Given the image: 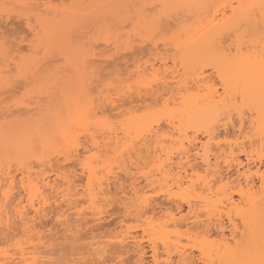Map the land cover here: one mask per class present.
Here are the masks:
<instances>
[{
	"label": "bare ground",
	"instance_id": "6f19581e",
	"mask_svg": "<svg viewBox=\"0 0 264 264\" xmlns=\"http://www.w3.org/2000/svg\"><path fill=\"white\" fill-rule=\"evenodd\" d=\"M22 1L23 0H0V18H2L3 16V17H7L8 19L11 13H14L15 15L17 14L16 17L17 16L19 18L21 17L20 21L21 19H23L22 21H25V23L23 22L22 24H24L26 29L30 31V33L33 34V37H31V41L33 42L32 38L34 40H37V41H34L35 45L31 44L32 42L29 41L30 42L29 45L31 44L30 45L31 48L28 45L27 49L29 48L28 50L29 52L30 51L31 52L29 54V52L27 51L29 55H27V57L25 55L24 56L22 55L23 57L21 58L19 57L21 53V52L18 53L19 50L17 52L13 51V53H15L16 55L13 54L11 51L13 55L10 54L11 55L10 57L7 52V49L5 48V43H4L5 41L0 40V96L3 97L2 95H5L8 91H10L9 90L10 87L13 86L11 83L15 82L16 80H22L23 78H24L22 80L23 82L24 80H26L24 83L26 82L29 83L30 81L29 86L30 88H32L29 91H25V93L22 94V97L24 95L23 98L21 97L22 99L20 98V100L19 101L17 100L16 102L13 101V104L11 105V107L16 108L15 112H10L7 114L6 112L8 111L9 106H7L6 104H4V107L1 109V113H0V173L1 174H0V177L3 176L4 178H1L0 180V188L3 189V186L5 188V186L7 185L5 188L7 190H5L4 193L0 192V195L2 194V198H0L1 199L0 203L2 204L3 202L2 206L0 205V211L2 207H4L3 209H5V205L7 206L9 202L11 204V199H9V195L11 194L12 190H15V188L13 189V187H15L16 185V184L14 185L16 177L14 178V175H10L11 173H9L8 171L9 167L7 166L11 162H14V163H11V165L12 164L17 165L18 162H21L22 160L23 162H21V164H23L24 160L26 161V159L24 158H28L27 154L31 152V150L30 152H28L30 147H34L33 142H36L39 144V146L44 151L43 153L47 152L48 155L57 153L58 157L59 155L61 156V154H63L62 159L63 158L64 159L62 162H64V160H68L67 162H69V160L72 161L71 159H73L74 157H75L74 159L78 158L80 154V153L78 154L79 150H77L78 147H80L81 145V142H79L80 145L78 144V141H80L78 140L80 139L79 138L80 134H81L80 136H87V138H89L88 140H90L89 143L92 142V138H93L94 142H92L90 145L95 146V147H92V148L98 147V144L96 145L95 142L99 143L97 141L98 138L100 140L102 139L101 137H97V136L102 135V138L105 137L106 140L103 139L102 141L104 142L99 143L102 146V148L100 147H98L99 149L97 148L99 150V153L101 154H98V151H96L97 149H94L95 151H92V152L90 150V158L86 157L84 156L87 154L85 152L88 151L89 149L88 147L82 148L81 146V148L84 149V151L82 150L83 153H85L84 155H82L83 158L85 157L89 159V160L86 159L87 161L85 159H84L85 161L83 160V164L85 163V166L81 165L82 166L81 168L83 170V168L85 167V170H86L85 177L87 175V179H88L87 187H91L89 190L93 192V189H94L93 186L96 187L93 196L98 195L97 193L99 194L109 193V192L108 193L106 192L109 191L108 187L112 185L111 183H113L114 182L113 180L116 178L114 177L116 176L114 174H117L116 172L117 171L119 172L120 170L118 169V167L121 168L120 171L123 170L125 176L126 175L130 176L131 172L129 171H131L132 169L130 166L128 167L127 164L131 165L132 168L134 169L135 167H137V165L138 167H141L139 166V164H141L140 162L143 161L144 163L142 162L141 164L143 165V167L147 166L148 168V166L150 165L149 169H146V171L143 172L144 174H147V173L149 175L151 174L149 178L146 175L144 177L145 180H147L145 182H147L146 186H148V188L150 187L152 188L155 185H156L155 188L157 186L159 187L161 186L159 185L160 183L163 184L162 188H165L167 185V184L165 185L166 183L165 181L170 175L171 178L169 177L168 180L173 178V180L171 181L174 184L176 183L175 185H177L178 189L184 184L187 185L190 189L192 187L191 189L192 192L190 190H187V193L188 191H190V193H192L194 196L196 195V199H199V200L201 199L202 203L199 204V206L202 205L201 210L205 208L207 210L208 215H210L209 219H206L205 221L207 223L196 220L197 217L195 213H193L194 211L192 210L194 209L192 208L193 204L189 202L188 199L187 200L181 199L180 201H177L175 199L176 200V201L174 200L175 210L180 211L182 210L184 206H186L189 212L192 210L191 213L189 212L188 213L191 215L194 214L193 218L195 219H193L189 215L192 218V221H190V223L187 222L190 219L189 216H188L189 219H187L186 217H182V218L175 219V221L174 219L172 220H173V224L175 222H178V224L177 223L174 224L175 226L176 224L177 226H179L180 224L184 225L187 222L188 224H190L189 230L187 228L188 232L193 233L192 231L194 230V233L205 236V239L202 238V242H200L201 244L200 243L199 244L201 248H204L203 246H205L206 248L208 249L210 248V249L209 250L204 249L205 253L201 252L200 247H199L200 249H198L201 257L203 256V253H204V257H205L204 259H206L205 264H213L214 263L213 258L216 259V262L218 264H222V262L228 261L229 259H246V257H242V256H237V257L231 256V254L227 250V245H228L229 240L232 239L233 227L235 226V222H236V207H237L236 203L237 202L235 200V197H237L240 203L241 201H244V205L246 209L248 210V213L252 217H254L257 222L259 221L261 214L264 213V189H261V173L262 172L259 169H256V172L255 171L253 172L254 175H256V179L258 183L257 181H254V178H251L249 175H246L245 173L246 169L248 170V168L246 167H248L251 156L253 155L252 151L253 153H256L257 150L262 151V149H264V111H262L258 105H253L251 110L245 107L244 111L247 110L249 114L247 118L244 117V114L241 115L238 111H235L232 108V100L230 98L231 93H229L228 97H225L224 89L220 87V84L218 85V87L217 86L214 87V85H216L214 84V81L216 82L219 81L220 83V77L217 74V69L214 67H209V65H216L220 70H224L225 72H228L231 70V64H232L233 58H235L237 61H241L249 57L255 60L259 57L261 52H264V13H262V10L260 7L262 0H233V1L225 0V3H224V0H86V1L85 0H77V1L71 0L70 2L71 4H74V6L73 5L71 6L70 2L66 0V2L67 1L69 2L68 5L70 7L66 6L67 4L64 5L65 7L62 6L63 5L62 2L64 0H61L60 3L57 2L59 7L57 6V4L55 5L53 3L52 4L50 3L51 4V5L49 4L50 8L49 6H45L49 3L50 0L49 1L46 0V2L48 3L40 1L42 5H38L39 2L37 4L36 0H33V1L24 0L27 3H23ZM52 1L53 0H51L50 2ZM56 1L57 0L53 2L55 3ZM35 2L37 5L35 4ZM29 3H31V5ZM53 5L56 7H54ZM241 5H254L255 7L252 9L246 10L244 8H241L240 7ZM15 8L16 10H14ZM40 8H43V9L41 10ZM17 9H20L21 11H18ZM184 16H186L187 18ZM188 17L191 18L192 21L190 19L191 23L189 22L187 24V20H189ZM183 19H185L186 21L185 20L183 21ZM33 21H34V24L32 23ZM127 22H130V23L127 24ZM124 23H125V27H127V25L130 27V30H129V27H128V31L125 27H123ZM31 24L33 27L31 26ZM89 24H93V26L94 27L96 26V28H94L93 26H90ZM110 24H112L113 26L115 24L116 26L120 25V28L122 25L123 27L122 33L126 32L125 34H123L124 37H122L123 35L122 33H120L121 30L118 29L119 26L116 28L117 30H114L115 28L114 29L113 27L111 28ZM130 24H132V26ZM99 26L101 27V29ZM89 29L94 30L95 34L91 35L93 31H88ZM110 29H113L114 31L113 30L110 31ZM169 29L171 30V32ZM99 30H100V35H99ZM85 31L87 32V35L84 34L86 33ZM101 31L103 33H101ZM104 31H106L107 33ZM130 31L132 32V34L130 33ZM89 32H91L90 35H89ZM165 32H168V34ZM104 33H106V35ZM80 34L81 35L83 34L82 36L85 35L87 37L85 38V41L83 40L81 43L80 41L81 37H80L78 40L80 42H77V43L73 42L74 43L73 44L72 41L74 40L76 41ZM89 37L92 41L89 39ZM95 37H96L95 39L96 42L94 40ZM1 38L2 37H0V39ZM98 38L100 39L99 40L100 42H98ZM86 40H90V42H92L93 45H90L92 43ZM137 40L139 42H136ZM84 42L86 43L88 42L90 44L87 43L88 46L86 47L85 46L86 43ZM228 42H230V45L229 44L226 45ZM96 43L104 44V48H105L104 50H106L107 45L111 44L113 46L110 45V47H112V49L114 48L115 51L114 49L112 50L110 47H107V50L111 49L112 51V52L111 51L108 52L107 56L105 55L106 51L105 52L101 51V52H104L105 56L101 52L100 53L102 55L99 54V52H96L97 49H95L93 52L92 49H94L93 46H95ZM143 43L146 44V46H147V43L149 44L148 46L151 45L149 47L150 49H147V51L149 50L148 51L149 53L145 51V54L147 53L149 55H152L151 57L155 61L158 60L157 59L158 56L156 57L154 55L158 54L159 57L162 58V56L165 55L164 53L167 49H168V52L169 50H171L169 53L173 51L174 55L172 53L170 55L168 52L166 53L169 54V56L167 54L165 55V58L167 60L168 58L172 59V61L170 59L171 61L170 63L171 65H173L172 69H170L171 67L169 68L168 66L169 62L167 64L166 63L167 60H163L164 57L161 59V61H159L160 58L158 57L159 58L158 64H155V63L150 64L151 62H149V60L152 61V58L150 59L148 57L149 55L146 54L145 55L147 56L146 61H142V59H145L146 57L140 59L142 61L141 63L144 64L146 62L145 65L141 64V66L142 68H144L148 66V63H149L150 65L149 71L146 70V68L139 70V68L141 67L139 64V60H137L138 62H134L132 65L133 66V70H131L132 72L130 71L129 73L126 68V71L128 72V74H126L127 72L124 73L126 75L125 78H124V74L122 73L123 76L121 77L124 78L123 81H125L123 82L122 80H119V77L118 79L116 78L118 75L117 76L111 75L112 72L118 74V72H115V70L113 69L114 71L112 70V72L110 73V76H113V77L115 76V77L114 79L113 77H111V80H109L111 81V83L108 81L107 82L110 85H112L114 82L113 80L117 79L115 81L117 84L118 82L121 81L119 83L120 84L119 87H117V84H114V86L116 85L115 87H117L118 89L116 88V90H114L115 93L113 94V91L111 90L115 89V87L112 88L109 85L112 88L111 89L110 87H108L107 82H105V84L99 83L102 86L107 85L106 87L105 86L103 87L105 88V90L106 88H109V89H107L106 92H103L102 86L100 88L98 87L99 91L95 94L96 91H94L93 88H90L91 83L94 82V80L92 79H95V77L97 76V73H98L97 77H99L100 72L102 71L101 69L103 68L105 69V67L103 68L101 67L103 66L102 64L98 65V62L100 63L101 61L104 60V62H101V63H104V65H107L106 67H108V65L112 61L113 64L112 62L111 64L113 66L114 64H116L115 61L113 60L114 59L117 60L116 57H119V56L122 57V54L119 55L120 52L121 53L123 52V57H125L128 54L132 56L135 52V50L133 51L132 48L136 49L135 47H132V46H136V47L140 45L143 46L144 45ZM102 44H99V45L101 46ZM159 44L163 46V50L165 51H162V49H160L159 51L157 47L162 48L161 45L158 46ZM90 46L92 49L90 48ZM230 46L233 47L234 50L231 49ZM152 47L154 48V50L156 49L155 51L157 53L153 50ZM238 47L240 48L239 52H237ZM119 49L121 51L116 52V50H119ZM131 50L133 51V53L131 52ZM139 50H142V49H139ZM151 50L154 51L155 54L154 52L151 54L150 53ZM232 50L233 52L235 51L234 53L232 52L233 55L231 54ZM51 52L54 55L55 54H57V56L59 55V57H61L64 60V63L61 65V62H60L59 64L60 67L58 66V64L54 65V62H53V66L50 63L47 64L48 66L47 65L45 66V64H43L42 68H40L41 62L45 60H47V62L45 61V63L51 62L50 61V59L52 58ZM125 52L126 54H124ZM127 52H131V53H127ZM158 52H161L163 55L161 53L159 54ZM5 53L7 56L5 55ZM97 53L101 56V58ZM109 53H110V56H109ZM111 53H113V55ZM142 53L144 55V51ZM142 53L140 52V54ZM96 55L99 57V59L98 57H96ZM111 56L114 57V59ZM171 56H173V58ZM110 58H112L113 60ZM105 61H107L108 64ZM57 63L59 62L57 61ZM135 64L136 66L139 65V68L136 67ZM10 65H13V67L11 68ZM116 66L118 65L116 64ZM124 66L126 65L124 64ZM99 67L101 68L99 69L100 72L99 70L98 72H96ZM117 69L116 71L120 70L119 68ZM120 71L119 73L121 74ZM158 71L160 73L162 71L161 73L162 75L158 73ZM38 73L39 75H37ZM131 74L132 76L134 75L133 78L131 77ZM129 76L133 80L135 79V76H136L135 82H133L132 79L129 78ZM177 76H179V78ZM28 77L29 78L32 77L36 81H33V79L31 80ZM36 77L38 78L36 79ZM126 77L129 78V83L131 82L132 86L127 82L128 80ZM182 77L184 78V80L182 79ZM96 80L98 82L101 79L99 77V80L98 79ZM32 81L33 83H36V84H33ZM99 82H104V81H99ZM126 82L128 84H126ZM31 83L34 87L31 85ZM188 83L191 85H188ZM188 86H190V89ZM93 87L96 90V87L95 86ZM219 87H220L221 92L220 91L218 92L216 89V88L219 89ZM91 89H93L94 92ZM101 90L102 92H100ZM108 90L111 92H109ZM191 90H194V92L193 91L191 92ZM181 91H184V92H181ZM110 93L113 95H110ZM148 93H150L151 95ZM141 94L142 95L148 94L147 96L149 97L151 96L150 98L154 99L155 102L158 103L159 101L161 103L160 105L161 111L159 112L158 109L160 108L157 107V105L159 104L155 103L153 100L150 99V101L154 102V103L152 102V104L154 105L153 106L147 105L149 108L145 106V110H147L146 108H148V114L154 112L155 114L154 113L152 114L153 118H154V115L162 113V115H160L162 117H160L159 115H157V117L162 118L163 122L162 121L161 122L164 123V126H163L165 127L164 129L162 125L161 126L159 125L162 123H159L160 119H158L157 117H155L156 120L158 119L157 121L155 120L154 123L153 122L150 123L155 118L153 119L150 115L146 116L147 111H145L146 112L144 113L145 115H143L144 111L140 113V116L139 114L136 113L135 114L136 117H135L133 113H135L136 110L134 112L130 110L133 117H129L128 114H131V113H129L130 111H128L127 109L119 112V113H122V112L125 113L126 111L128 112L127 114L126 113L124 114L125 116H123V113L120 114V116L121 115L123 116L124 120L123 119L121 120L122 124L120 123L121 121L117 122V125H119L120 123L121 126L120 125L116 126L113 123H112L113 124L112 126L111 124L110 125L108 124L109 120L107 119H110V117H108L107 114L105 115V110L108 107L111 108L112 110H116V111L120 110L121 107L123 108L124 106L123 102L127 103L125 100H127L128 98H130L129 100H131L133 97H136V99L140 97L139 100H141L142 99L141 97L146 96V95L142 96ZM164 94H169L170 97L168 95H166L168 96L166 97ZM112 96H114L115 98L112 99L111 98ZM1 97H0V100H1ZM120 99H122L121 100L122 103L120 101H119L120 103L118 102V100ZM3 102L4 101L1 100L0 105H2L1 103ZM116 103L118 104L116 105ZM104 104H107V108H106V105ZM151 108H154L153 109L154 111ZM3 109H5V112H2ZM155 111L156 112L158 111L159 113L158 112L156 113ZM79 113H84L87 115L88 117L87 123H83L77 119V116ZM137 115L139 117H137ZM116 116H119V115H116ZM125 117L126 119L127 118L128 119L126 120ZM153 125H156L157 128L154 126L156 128L155 129ZM159 126L162 128H160ZM116 127L120 129L119 132L121 134L119 136H118L119 132H117L119 129ZM188 130L189 131L191 130L190 132L194 131L193 132L195 133L194 136L197 135V131H198V133H202L200 134L201 136L204 135L206 136V138L208 137L207 139L208 142L206 141V144H205L206 146L204 145V143L202 144L200 140L199 141L196 140L195 137H194V141L193 140L189 141L191 140L192 137L191 138L188 137L189 139L185 137L188 134V133L186 134ZM220 131L221 133H223L224 135L223 137H225L223 138L224 140L223 139L221 140L223 141V145L226 144V142L230 143L231 139H228V138H232L233 140V144L227 143L225 146H223L226 149L228 145V149H227L228 153H225L226 150L223 149V147H221L222 144L221 146L219 145L221 141H218L219 142L218 145L216 144L217 147L220 146L219 150L217 148V154L215 152L216 151L215 150L216 146H214L215 144L213 145V147L212 145L210 146L211 147L210 149L212 151L210 149H209L210 151H208L207 149L210 143L212 144L217 141V138L216 140L214 138L220 136V134L218 135ZM141 132L142 133L144 132L143 135H145V133L146 134L148 133L146 136L148 139H146V137L144 136L143 137L144 139L142 138L143 142L137 140L139 137L141 138V136H143ZM165 132L167 136H170V140L172 139L173 141V142L172 141L170 142L172 144L170 143L168 144L165 141V143H167L166 144L167 146L163 145L165 138L168 139V142L170 141L169 137L167 138L165 136L166 135ZM83 133H86L89 136L86 134L84 135ZM93 133L94 134L96 133L95 138L93 136L94 135ZM173 133L176 134V136L171 137ZM180 136L181 138H179ZM209 137L213 140H211ZM241 137L242 139L239 140L238 138H241ZM96 138L97 140H95ZM159 138H160V141L158 140ZM161 138L163 139L161 140ZM243 138H246L247 141L253 139L257 142L255 143L257 145L256 147H251L252 150L251 148L249 149L251 150L250 151L251 153L248 151V149L239 150L241 143H243L241 142V140L244 141ZM179 139L181 140L183 139V141L185 139L186 140L185 144L188 145L189 143L188 147L187 146L184 147L183 141L181 142V140ZM197 139H198V136H197ZM36 140L39 142H37ZM135 140L137 141V143ZM144 140H147V141L144 142ZM209 140H210V143H209ZM105 141L106 143L109 142L107 146H109L110 141L112 142L111 146H109L110 148L109 150L105 149V147H107ZM158 141H159V144H158ZM161 141H163V143H161ZM255 144L254 145L248 144V145L255 146ZM91 146L89 148H91ZM233 146L236 149H232ZM166 147H168L169 150L168 149L166 150L165 149ZM103 148L105 149V152L108 151L107 153L109 154L104 153ZM253 148L257 150L255 149L253 150ZM100 149L102 151H100ZM142 150H143V153H141ZM235 150L239 151V153L234 154L236 152ZM60 152L62 153L60 154ZM71 152L72 154L74 153V155H70ZM172 152L174 154L178 153L179 155L178 157L179 161L177 162V164H175V167L176 165L177 166L180 165L183 167V165H181L182 161L184 164V167H183L184 169L179 166V168H181L183 171H180L181 170L180 169L179 171H176V172L175 170L174 171L172 170L173 171L172 172L171 170H168L167 168L168 171H171L172 173L175 172L174 176H171L172 173L168 175L167 174L168 171L165 172L164 167H163L164 165L165 166L167 164L172 165L173 163H175L173 162L174 160L171 159L172 157L170 159H167L168 154L169 156H171L173 154ZM209 152H210V155L213 153L212 155L214 157L212 155L211 156L213 157V159L215 158L214 159L215 162H219L220 161L219 159H222L223 157H225L223 158L224 159L222 161L223 163L221 162L224 165L223 167L221 166L222 169L220 167H219L220 168L219 170L217 168H214V167H218L217 164L219 165L220 163L219 162L216 164L214 160L211 161L212 162L211 164L214 165V167L213 166L212 168L210 167V163H209L210 155H208ZM218 152H219V155H222V158L221 157L219 158V156L218 158H216V156L218 155ZM47 153L43 155L46 156ZM91 153L96 155V157L92 155ZM140 153L144 155L145 157L140 156L141 155ZM163 153L164 155L162 156ZM224 153L225 155L223 156ZM165 154H166V158L164 157ZM100 155L104 156L105 158H100L101 157ZM239 155H244L247 163H243L239 159ZM40 156L41 155H39L38 158H40ZM97 156H100V157H97ZM136 156H137L136 160L140 159L139 162L135 160L137 163L134 161V158H133ZM33 157L38 159L37 156L35 155H33ZM79 157H81V155ZM141 157L142 158L144 157V160ZM163 158H165V163L162 161ZM43 159H45V157H43ZM47 159H49V162H51L50 161L51 157ZM178 159H175V160H178ZM45 160L42 163L47 165L48 160L46 162ZM79 160L81 159L80 158L77 159V161ZM168 160L169 161L173 160L172 161L173 163L172 162H171L172 164H170V162L168 163L167 162ZM133 162L135 163L136 166L134 165ZM145 162H147L148 165H146ZM205 165L206 167L203 168V169H206V170H203L204 173L198 174L199 171L202 170V167H204ZM113 166H115L118 169V170L116 169L117 171L115 170L116 172L114 171L115 173L113 172L114 170ZM49 167H53V166L49 165ZM57 168H59V166ZM57 168L55 169V171H58ZM128 168H130L131 170L129 169L128 171ZM137 168L135 169L137 170ZM176 168L179 169L178 167ZM185 168L190 170L189 174L187 173L188 170H185ZM28 169L29 168H27V170ZM207 169H210V170H208L207 172ZM148 170H150L151 173L148 172ZM51 171H54V170H51ZM209 171H211L212 173L207 174V173H210ZM31 172L33 173V171ZM31 172L29 173L31 174ZM123 172L121 173L123 174ZM154 172H161L160 176L159 174H156ZM23 173H24V170H23ZM136 173L137 174L141 173V170L140 172L138 171ZM38 174L37 176L42 175L41 173H40L41 175H38ZM153 174L154 176L156 174L158 178H156L157 176L153 177ZM205 174L208 175L207 179L205 178L206 177ZM32 175H29L30 177L28 176L29 178L27 179L26 177L24 178L22 177L21 178L22 181L20 180L22 182L21 187H23L22 185L26 184L24 185L25 187H23V189L27 191V193L24 191L25 194L29 195L28 200H32V197L34 195L33 193H35L36 191L40 195L41 193L39 191L43 187L41 184L42 186L40 187L41 189L36 190L37 187L39 186L36 183L34 186V182H32L33 181ZM66 175H61V174L56 175L57 177L58 176H60L61 178L64 177L63 180L65 179L62 184L67 188V191L62 192L63 190H61V195L63 193H64L63 195H66V194L69 195V192H70L69 188L72 190H75L76 188L74 186H77L75 182L72 181L73 178H71L72 179L71 180L70 175L68 178H66L67 177ZM110 175H111V179L113 182H111L109 185L108 181L110 179L109 178ZM120 175L117 174V178ZM212 175H215V180ZM133 176L135 175H132V177ZM140 176L142 175L140 174ZM162 177L165 180L162 179ZM190 177H194V179L195 178L197 179L198 177L199 180L205 178V180L207 181H204L203 179V182L201 183L197 179L198 182L200 183H196L197 181L191 178L192 180H194L192 181ZM117 178H116L117 182L115 180V183L117 184L115 185L113 184V185L114 186L117 185L115 189L116 188L121 189L123 188V187H120L123 185L121 184V182H124L123 181L124 179L118 182V179L120 177L118 179ZM153 178H155V180ZM159 178H161L162 182H160ZM210 178H211V181L209 180ZM23 179L25 180L26 183L23 182ZM87 179L85 178V180ZM130 180L131 178L128 177L127 181L129 182ZM212 180H214V182ZM29 181L32 182L34 188H36V189L33 188L34 189L33 191L30 190L32 189L31 187L33 186H30V184L29 186L27 185ZM43 181L44 180H42V183L45 185V187H48L47 189H49V187L50 189L55 187L56 182L55 183L53 182L54 179L51 181L52 183L49 182L50 180L48 181V178H47V181L46 180L44 182ZM163 181L165 183H163ZM187 182H190L191 186H189L190 183L186 184ZM105 183L108 184L109 186L104 185ZM132 183L135 184V182H131V184ZM213 183L215 184L217 183L216 189L213 188V186H215V184ZM197 184H199L200 186ZM211 184H213V186ZM102 185L105 186L104 188L106 191L104 190V188H102ZM72 186L74 187V189L71 188ZM168 186H167V189L171 188L173 185L170 182ZM187 186L185 187L186 189L188 188ZM194 186L197 187L195 188L196 190L194 189ZM210 186H211V191L207 192V194L210 193L212 195V193L214 194V192L212 191H215L216 192L215 194H217L215 196L217 197L214 198V195H213L212 197L213 199H212L208 195V197L212 199L211 200L210 198L207 197L206 193H201V192L200 193L202 195L198 196L200 194L199 193L200 188L202 192H205L208 189L210 190ZM27 188L29 191L27 190ZM66 188L64 189L66 190ZM185 188L183 191H186ZM56 189H59V188H56ZM56 189L55 190L51 189V190L56 191ZM133 191L136 192L135 189ZM73 192H76V190ZM241 192H243V195H241ZM70 194H73V193L70 192ZM12 195L13 194H11V196ZM201 197H204V198L202 199ZM10 198H12L13 200V197H10ZM149 200H147L148 203L145 205H146L148 212L152 214L156 210L160 209L162 204L164 203L163 200H158V201L151 200V199ZM13 201L15 202V200ZM4 202H6V204H4ZM166 202L164 204H166ZM10 204H8V206ZM222 208H226V209L228 208L227 209L228 211H230V209L231 210L233 209L232 211L235 212L233 215L235 216L234 217L232 216L231 221H229V214L225 213L224 215H226V222L225 221L223 222V219H222L223 216L221 217L222 215L221 213H223ZM3 211H1L2 216L3 214L7 215V212H3ZM202 211L206 212L204 210ZM208 215H206L207 218H208ZM7 217L8 216L5 217L4 215L3 222L0 219V222H2L0 223V225H2L5 222V219H7ZM7 222L12 223L11 221H9V219L7 220ZM188 224L185 226L188 227L189 226ZM5 227L6 226L3 224L2 228L4 229L0 228L2 229L0 231L5 230L6 229ZM10 227L12 228L13 226L11 224L7 225V230H10L11 229ZM126 232H128V230ZM206 237H208L207 240H206ZM120 239L116 241L117 243L115 242L116 244L114 243V246L112 247V251H113L112 253H118L120 258L121 256L124 255L125 258L127 257V258L133 259V264H137L138 261H144L145 264H158L157 259H156L157 257V254H156L157 251L155 249L156 247L149 246L148 251L150 252V255L148 256L147 255L148 251L143 246L144 241L147 243H152L151 241L147 239L144 240L143 238L139 239L137 238V236L130 235V232L125 233V236H123L121 240ZM211 239L214 240V241L212 240L213 243L211 242ZM258 240H259V236H258V228H257V242ZM214 242H218L217 245ZM232 243L234 244L235 240H232ZM210 245H213V246L211 247ZM85 248H87L86 251L88 252V247H85ZM96 249H98V251H96ZM102 249L104 250H100L99 247L92 248V246H90L89 251L92 252L91 256L93 255V257H90V253L88 252L89 254L87 257H90V258H86L88 259V262H90L89 261L90 259L93 261V264L104 263L102 261L104 260L106 261L107 256H108L107 254H110L111 250L110 248H107V250L105 251L106 249L105 247ZM108 249L110 250V252ZM183 253L184 252H182L181 254L183 255ZM111 255L112 254H110V256ZM182 255H179V256H182ZM212 255L214 256L213 258H211ZM148 257H150V260H148ZM184 258H185L184 260L185 262H189V264H196L195 262L196 259L193 258V256H190V254Z\"/></svg>",
	"mask_w": 264,
	"mask_h": 264
},
{
	"label": "rangeland",
	"instance_id": "374dc122",
	"mask_svg": "<svg viewBox=\"0 0 264 264\" xmlns=\"http://www.w3.org/2000/svg\"><path fill=\"white\" fill-rule=\"evenodd\" d=\"M26 1H28V0H26ZM26 1H22L23 3H27ZM33 1V0H32ZM31 1V2H32ZM37 1V4H38V2H39V4L38 5H42V3L40 2V1H43V2H46V0H36ZM47 1H49V0H47ZM51 1V0H50ZM49 1V3L48 2H46V3H48L47 5H45V6H49V8H50V5L53 3V4H57V2L58 3H60L61 2V0L59 1V0H57L55 3L53 2V1H55V0H53L52 2H50ZM69 2L71 1V0H68ZM66 2V0H64L63 2H62V6H64V5H66V6H69L68 5V3L69 2ZM75 1H77V0H75ZM75 1H73V2H75ZM86 1V0H85ZM233 1V0H232ZM228 2V1H227ZM41 3V4H40ZM51 3V4H50ZM224 3H225V0H224ZM30 5H31V3H29ZM35 4H36V2H35ZM36 4V5H37ZM50 4V5H49ZM70 5L72 6H74V4H71V2H70ZM54 6V5H53ZM57 6L59 7V5L57 4ZM17 7H19V6H17ZM54 7H56V6H54ZM60 7H61V5H60ZM65 7V6H64ZM70 7V6H69ZM53 8V7H52ZM66 8H68V7H66ZM41 10L43 9V8H40ZM57 9H59V8H57ZM60 9H62V8H60ZM65 9V8H64ZM14 10H16V8L14 9ZM18 11H21L20 9H17ZM17 11V12H18ZM11 15V16H10ZM9 15V17H8V19H7V17H3L2 16V18H0V37H2L0 40H4L5 42V48L7 49V52H8V54H9V56L11 57V55L10 54H12L13 53V51H15V52H17L18 50V53H20V55H19V57L21 58V57H23L24 55L27 57V55H29L30 54V52H29V48L27 49V47H28V45H29V43L30 42H32L31 41V37H33V34L32 33H30V31H28L27 29H26V27L24 26V24H22L23 22L25 23V21H22L23 19H21V21H20V18L18 17H16V15L14 14V13H11ZM188 15V14H187ZM184 17H186V16H184ZM191 17V16H190ZM187 18V17H186ZM185 18V19H186ZM32 19V18H31ZM185 19H183V21L185 20ZM188 19L189 20H187V24L190 22V19L191 18H189L188 17ZM33 20V19H32ZM185 20V21H186ZM128 21V20H127ZM191 21H192V19H191ZM110 22V21H109ZM131 22V21H130ZM130 22H127V24L128 23H130ZM31 23V22H30ZM33 24H34V21L32 22ZM115 23V22H114ZM132 23V22H131ZM191 23V22H190ZM126 24V25H127ZM90 26H93V24H89ZM88 25V26H89ZM95 25V24H94ZM98 25H100V24H98ZM111 26V28L113 27V29L114 30H117L116 28L118 27V29H120L121 30V32L120 33H122V29H123V27H125V23H124V25H123V27H122V25H121V28H120V25H118V26H116V24L113 26L112 24H110ZM131 26H132V24H130ZM31 26H32V24H31ZM33 27V26H32ZM94 27V26H93ZM100 27V26H99ZM103 27V26H102ZM128 25H127V27H125L126 29H127V31H128ZM90 28V27H89ZM94 28H96V26L94 27ZM104 28V27H103ZM102 28V29H103ZM106 28V27H105ZM124 28V29H125ZM171 28H172V26H171ZM86 29H88V28H86ZM100 29H101V27H100ZM113 29H110V31L111 30H113ZM125 29V30H126ZM97 30V29H96ZM96 30H95V32H96ZM109 30V29H108ZM107 30V31H108ZM113 30V31H114ZM119 30V31H120ZM129 30H130V27H129ZM170 30V29H169ZM169 30H168V32H169ZM88 31H93L92 33L91 32H89V35H90V33H91V35L93 34H95L94 33V30H92V29H89ZM112 31V32H113ZM124 31V30H123ZM132 31V30H131ZM130 31V33L132 34V32ZM86 32V31H85ZM104 32H106V31H104ZM168 32H165V33H167L168 34ZM170 32H171V30H170ZM170 32H169V34H170ZM98 33V32H97ZM96 33V34H97ZM101 33H103L102 31H101ZM107 33V32H106ZM106 33H104L105 35H106ZM111 33V32H110ZM126 33V32H125ZM124 32L122 33V35L123 34H125ZM129 33V32H128ZM84 34H86L87 35V32L86 33H84ZM108 34H109V32H108ZM32 35V36H31ZM81 35V34H80ZM79 35V37H78V39L75 41H72V43L73 42H75V43H77V42H80L81 41V43H82V41L84 40L85 41V38H87L85 35L84 36H80ZM99 35H100V30H99ZM111 35V34H110ZM103 36V35H102ZM81 37V38H80ZM91 37V36H90ZM90 37H89V39H90ZM94 37V36H93ZM92 37V38H93ZM97 37V36H96ZM96 37L94 38V40L96 39ZM100 37V36H99ZM122 37H124V35L122 36ZM79 38H80V41H78L79 40ZM84 38V39H83ZM232 38V37H231ZM132 39V38H131ZM32 40H33V42L31 43V44H33V45H35V43H34V41H37V40H34L33 38H32ZM91 40V39H90ZM90 40H86V41H88V42H90ZM100 39L98 38V42H100L99 41ZM133 40V39H132ZM136 40V39H135ZM231 40H233V39H231ZM30 41V42H29ZM92 41V40H91ZM87 42V43H88ZM94 42V41H93ZM95 42H96V40H95ZM94 42V43H95ZM136 42H139L138 40L136 41ZM160 42V41H159ZM158 42V43H159ZM84 43H86V42H84ZM86 43V47L88 46V44H90V43H92V42H90V43H88L87 44ZM134 43H135V41H134ZM145 43V42H144ZM143 43V44H144ZM149 43V42H148ZM147 43V46L149 45ZM30 44V45H31ZM74 44V43H73ZM99 44H102V43H96V45L95 46H93L94 47V49H92L91 48V46H90V48L93 50V52H94V50L95 49H97V51L96 52H99V54H101V53H103V55H104V52H105V55L107 56V54H108V52H110L111 51V49H112V47H110V45L111 44H109V45H107V47H110L111 49L108 51L107 50V47H106V45H105V47H106V50H104L105 48H104V44H102L101 46L99 45ZM140 44V43H139ZM139 44H137V45H139ZM230 45V42H228L226 45ZM30 45H29V47H30ZM90 45H93V43L92 44H90ZM99 47H98V46ZM161 44H159L158 46H160ZM4 46V45H3ZM102 46H103V48H102ZM111 46H113V45H111ZM146 46V44H144L143 46H138V47H136V46H132V47H135L136 49H133L132 48V50L134 51L135 50V52H134V54L131 56V55H126L125 57H123V52L121 53L120 52V54L119 55H121L122 54V57L121 56H119V57H121V58H119V57H116V59L117 60H115L114 59V57H112V58H110V59H112L113 61H115V63L118 65V66H116V64H114L113 66H114V68H113V66H112V64H113V62H112V64H111V62H110V64H111V66H110V64L108 65V67H106L107 65H104V63H101V62H104V60L103 61H101L100 63L98 62V65H100V64H102L103 66H101L102 68L103 67H105V69L103 68V69H101L100 67L97 69V71L96 72H98V70L99 69H101L102 71L100 72V70H99V72H100V75H99V77H100V79L101 80H99V77H97L98 76V73H97V78L95 77V79H92V80H94V82L93 83H91V86H90V88H93L94 89V91H96L95 92V94L99 91V89H98V87L100 88L102 85V83H104L105 84V82H110L111 83V81H109V80H111V77H113V76H110V73L112 72V70L114 69L115 70V72H118V74H116V73H114V72H112V74L111 75H115V76H117L116 78L118 79V77H119V80H122L123 81V79L125 78V74L124 73H126L127 71L130 73V71L131 70H133V63L134 62H138L137 60H139V64H140V67L141 68H139V65H137L136 66V64H135V66L136 67H138L139 68V70L140 69H144V68H146V70H148L149 71V69H150V65H149V63H148V66H146V67H144V68H142V66H141V64H143V63H141L142 61H146V59H147V56H145L146 54H145V51H147V49H150L149 47L151 46H148L147 47ZM162 46V45H161ZM169 46V45H168ZM232 46H233V44H232ZM98 47V48H97ZM143 47V48H142ZM145 47H147V48H145ZM157 47V46H156ZM170 47V46H169ZM31 48V47H30ZM153 48V47H152ZM158 49H159V51H160V49H162V51H165V50H163V46H162V48L161 47H157ZM230 48L231 49H233V47H231L230 46ZM114 49V48H113ZM112 49V50H113ZM139 49H142V50H139ZM144 49V50H143ZM166 49H167V47H166ZM170 49V48H169ZM100 50V51H99ZM131 50V52L133 53V51ZM138 50H139V52H138ZM153 50H154V48H153ZM156 50V49H155ZM154 50V51H155ZM234 50V49H233ZM233 50L231 51V54L233 55V53L235 52H233ZM242 50H243V48H242ZM245 50V49H244ZM11 51H12V53H11ZM29 52V54H28V52ZM101 51H104V52H101ZM114 51H115V49H114ZM117 51H121L120 49L119 50H116V52ZM123 51V50H122ZM144 51V55H143V52ZM149 51V50H148ZM147 51V52H148ZM154 51H152L151 50V54L154 52ZM161 51V52H162ZM171 50H169V52H170ZM10 52V53H9ZM101 52V53H100ZM112 52V51H111ZM131 52H127V53H131ZM140 52L142 53V54H140ZM156 52V51H155ZM155 52H154V54H155ZM161 52H158L159 54L161 53ZM166 52H168V49L165 51V55L167 54ZM168 52V53H169ZM233 52V53H232ZM27 53V54H26ZM57 53V52H56ZM149 53V52H148ZM157 53V52H156ZM172 54H173V51L171 52ZM171 53H169L170 55H171ZM13 54H15V53H13ZM12 54V55H13ZM98 54V53H97ZM98 54V55H99ZM112 55H113V53H111ZM124 54H126V52L124 53ZM162 54V53H161ZM169 54H167L168 56H169ZM5 55H6V53H5ZM16 55V54H15ZM18 55V54H17ZM23 55V56H22ZM39 55V54H38ZM50 55V54H49ZM51 55H52V58L50 59V61L51 62H48V63H45V61L47 62V60H45V59H43V60H45V61H43V62H41L40 64H41V66H40V68H42V65L43 64H45V66L47 65V64H52V66H53V62H54V65L55 64H58V66H59V64H60V62H61V65L64 63V60L61 58V57H59V55L57 56V54H55L56 55V57H55V55L51 52ZM102 55V54H101ZM104 55V56H105ZM118 55V54H117ZM116 55V56H117ZM147 55H149V54H147ZM163 55V54H162ZM165 55H163L162 56V58L164 57V59L163 60H167L166 58H165ZM174 55V54H173ZM7 56V55H6ZM100 56V55H99ZM103 56V57H104ZM109 56H110V53H109ZM144 56V57H143ZM152 55H149L148 57L151 59L152 57H151ZM154 56H158L159 57V55L157 54V55H154ZM16 57V56H15ZM40 57V56H39ZM49 57H51V56H49ZM58 57V58H57ZM96 57H98L97 55H96ZM141 57V58H140ZM146 57V58H145ZM157 57V59L159 60V58H160V60L159 61H161V57H159L158 58ZM172 58H173V56H171ZM19 58V59H20ZM25 58V57H24ZM100 58H101V56H100ZM119 58V59H118ZM125 58V59H124ZM142 58H145V59H142ZM14 59V58H13ZM56 61H54V60ZM57 59V60H56ZM60 59V60H59ZM62 59V60H61ZM98 59H99V57H98ZM109 59V60H110ZM124 59V60H123ZM140 59H142V61L140 60ZM170 59L171 58H168V60L166 61V63L168 64V62H169V64H168V66H169V68L170 69H172V67H173V65H171V61H172V59H171V61H170ZM15 60V59H14ZM18 60V59H17ZM109 60H107V61H109ZM149 60V59H148ZM147 60V61H148ZM158 60H154L153 58H152V61L151 60H149V62H151L150 64H152V63H155V64H158ZM16 61V60H15ZM14 61V62H15ZM25 61V60H24ZM49 61V60H48ZM57 61L59 62V63H57ZM63 61V62H62ZM96 61V60H95ZM107 61H105L107 64H108V62ZM155 61V62H154ZM17 62V61H16ZM19 62V61H18ZM118 62H119V64H118ZM157 62V63H156ZM105 63V64H106ZM127 63V64H126ZM146 63V62H145ZM145 63L143 64V65H145ZM124 64L126 65V66H124ZM97 65V64H96ZM97 65V66H98ZM147 65V64H146ZM11 66V68L13 67V65H10ZM48 66V65H47ZM60 67V66H59ZM115 67H116V69L117 68H119L120 70V72H121V74L123 73L124 74V78H122L121 76H123V74L121 75L120 73H119V71H116V69H115ZM126 68H127V71H126ZM135 68V67H134ZM148 68V69H147ZM39 69V68H38ZM113 70V71H114ZM118 70V69H117ZM62 71H63V69H62ZM134 71H135V69H134ZM138 71V70H137ZM128 72L126 73V74H128ZM132 72V71H131ZM179 72H181V71H179ZM114 73V74H113ZM136 73V72H135ZM158 73H160L159 71H158ZM161 73H162V71H161ZM160 73V74H161ZM65 74H67V73H65ZM120 74V75H119ZM134 74V73H133ZM149 74V73H148ZM159 74V75H160ZM37 75H39V73L37 74ZM95 75H96V73H95ZM135 75V74H134ZM133 75V76H134ZM162 75V74H161ZM30 76V75H29ZM33 76V75H32ZM40 76H41V74H40ZM114 76V77H115ZM133 76H132V74H131V77L133 78ZM191 76V75H190ZM39 77V76H38ZM38 77H36V79L38 78ZM43 77V76H42ZM114 77H113V79H114ZM122 79H121V78ZM127 77H128V75H127ZM126 77V78H127ZM130 76H129V78H131ZM178 78H179V76H177ZM176 77V78H177ZM29 78V77H28ZM129 78H127V82L129 83ZM131 78V79H132ZM18 79H20V78H18ZM24 79V78H23ZM22 79V80H23ZM29 79H33L32 77H30ZM29 79H27V80H29ZM96 79H98L99 81H104V82H97V80ZM112 79V80H113ZM116 79V80H117ZM130 79V80H131ZM135 79H136V76H135ZM135 79L133 80L132 79V81L133 82H135ZM182 79L184 80V78L182 77ZM22 80H16L15 82H13V83H11L13 86L12 87H10V91H8L5 95H2L3 97H1V100H3L4 102L3 103H1L2 105H0V113H1V109L4 107V104H6L7 106H9L8 107V111L6 112L7 114L8 113H10V112H15V110H16V108L15 107H11V105L13 104V101H19L20 100V98L22 97V94H24L25 93V91H29L30 89H32V88H30V86H29V83H30V81H29V83H24L26 80H24V82L22 81ZM39 80V79H38ZM42 80V79H41ZM41 80H40V82H41ZM96 80V81H95ZM116 80H113L114 82H113V86L112 85H110L108 82V87H115L114 86V84H117L115 81ZM118 80V81H119ZM33 81H36V80H34L33 79ZM33 81H32V83H33ZM117 81V82H118ZM96 82H97V84H96ZM121 82V81H120ZM120 82H118V84L120 83ZM123 82H125V81H123ZM126 82V84H128ZM218 82V83H217ZM214 81V84H216V85H214V87H218V85L220 84L219 83V81ZM32 83H31V85H32ZM99 83H101V84H99ZM26 84V85H25ZM33 84H36V83H33ZM40 84V83H39ZM117 84V87H119L120 86V84L118 85ZM130 85H131V82L129 83ZM95 86L96 87V90H95V88L93 87V86ZM110 85V86H109ZM133 85H134V83H133ZM185 85V84H184ZM188 85H191V84H189L188 83ZM33 86V85H32ZM37 86V85H36ZM105 85H103L102 86V90H103V92H106V90L107 89H109V88H106V90H105V88H103ZM107 86V85H106ZM105 86V87H106ZM132 86V85H131ZM34 87V86H33ZM110 87V88H111ZM117 87H115V89H113V90H111V91H113V94L115 93L114 92V90H116V88ZM189 87V89H190V86H188ZM111 88V89H112ZM133 88V87H132ZM93 89H91L92 91H93ZM118 89V88H117ZM217 89V91L219 92L220 91V87H219V89L218 88H216ZM102 90L100 91V92H102ZM105 90V91H104ZM133 90V89H132ZM131 90V91H132ZM93 91V92H94ZM109 91V90H108ZM111 91H109V92H111ZM190 91V90H189ZM194 92V90H191V92ZM140 92H141V90H140ZM181 92H184V91H181ZM221 92V91H220ZM29 93V92H28ZM144 93V92H143ZM94 94V93H93ZM94 94V95H95ZM113 94H111L110 93V95H113ZM148 94H150V93H148ZM147 94V95H148ZM175 94V93H174ZM28 95V94H27ZM134 95V94H133ZM142 95V94H141ZM144 95H146V94H144ZM144 95H142V96H144ZM146 95V96H147ZM151 95V94H150ZM165 96L166 95H168L169 96V94H164ZM163 95V96H164ZM144 96V97H141L142 99L141 100H139V98H137L136 99V97H133V98H135V99H131V100H129L130 98H128L127 100H125L127 103H125V102H123L124 103V106H123V108L121 107V109L120 110H112L111 108H107V104H104V105H106V110H105V115L107 114V116L108 117H110V119H107V120H109V122H108V124L110 125L111 124V126L113 125V124H115L116 126H121V124H122V119L124 120V118H123V116H125L124 114L126 113H128L127 111L125 112V113H123V116L121 115L120 116V114H122V113H119V112H121V111H123V110H128V111H135L136 110V112L135 113H133L134 115L137 113V114H139V116H140V113H142L143 111V115H145L144 113H146L145 111H147V114H146V116L147 115H150L151 117H152V114L154 113H150V114H148V106L147 105H154V104H152V102L154 101V99H151L149 96ZM168 96H166V97H168ZM23 97H24V95H23ZM22 97V98H23ZM146 97V98H145ZM170 97V96H169ZM21 98V99H22ZM112 99L113 98H115L114 96H112L111 97ZM117 98V97H116ZM123 98V97H122ZM124 98H126V97H124ZM165 98V97H164ZM163 98V99H164ZM25 99H26V97H25ZM24 99V100H25ZM150 99L151 100H153V101H150ZM167 99V98H166ZM0 100V101H1ZM122 99H120V100H118V102L120 101L121 103H122V101H121ZM27 101V100H26ZM123 101H124V99H123ZM129 101V102H128ZM119 102V103H120ZM155 102V101H154ZM153 102V103H154ZM155 103H157V102H155ZM118 103H116V105H117ZM157 104H159V105H157ZM157 104H155V105H157V107H159L160 108V105H161V103L158 101V103ZM109 106V105H108ZM145 106L146 107H148V108H146L147 110H145ZM152 106H150V107H152ZM103 108H104V106H103ZM152 110L154 109V108H151ZM150 109V110H151ZM112 110V111H111ZM156 110V109H155ZM159 110V112L161 111V108L160 109H158ZM131 111L129 112V113H131ZM154 111V110H153ZM2 112H5V109H3L2 110ZM107 112V113H106ZM150 112H152V111H150ZM156 112V111H155ZM158 112V111H157ZM156 112V113H157ZM158 112V113H159ZM119 113V114H118ZM247 113V114H246ZM155 114V113H154ZM246 114V115H245ZM116 115H119V116H116ZM129 115V117H133V115H132V113L131 114H128ZM130 115H132V116H130ZM157 115H162V113L161 114H157ZM157 115H154V118L155 117H157ZM248 111L246 110V111H244V117L245 118H247L248 117ZM107 116H106V118H107ZM138 115H137V117H139ZM141 116H142V114H141ZM135 117H136V115H135ZM160 117H162V116H160ZM160 117H157L158 119H160V121H159V123H162L163 121H162V118H160ZM153 118V117H152ZM153 118V119H154ZM125 119H126V117H125ZM128 119V118H127ZM126 119V120H127ZM157 119V120H158ZM155 120H156V118L153 120V121H151L150 123H154L155 122ZM156 120V121H157ZM112 121V122H111ZM121 121V122H120ZM162 121V122H161ZM117 122H120L119 123V125H117ZM126 122V121H125ZM113 123V124H112ZM124 123V122H123ZM158 123V124H159ZM160 126L162 125V127L164 126V123H162V124H159ZM156 127V125H153V127ZM159 126V127H160ZM114 127V126H113ZM154 127V128H155ZM162 127H160V128H162ZM116 128H118V127H116ZM157 128V127H156ZM155 128V129H156ZM165 127H163V129H164ZM119 129V128H118ZM145 130V129H144ZM143 130V131H144ZM221 130V129H220ZM120 131V129L117 131V132H119ZM166 131V130H165ZM189 131V130H188ZM186 132V134L188 135H186L185 137H192L191 138V140H189V141H194V137L196 138V140H200V142L203 144L204 143V145L206 144V141H207V139H208V137L206 138V136H204V135H200V134H202V133H198V131H197V135L196 136H194L195 135V133H193V132ZM146 132V131H145ZM97 133V132H96ZM96 133L93 135L94 136V138H95V136H96ZM142 133V132H141ZM144 133V132H143ZM143 133H142V135H143ZM168 133V132H167ZM175 133V132H174ZM173 133V135L171 136V137H174V136H176V134H174ZM193 133V134H192ZM84 135L86 134V133H83ZM121 133L119 132L118 133V136L120 135ZM148 134V133H147ZM147 134L145 133V135H143V136H141V138H140V140H139V138L137 139L138 141H142L143 142V140H142V138L145 136H147ZM163 134V133H162ZM165 134H166V132H165ZM220 134V136H218ZM81 135V134H80ZM79 135V138L80 139H78V140H80V141H78V144H79V142H81V145H80V147H78V149L77 150H79V152H78V154H79V156L81 155V157H79L78 156V158H76V159H74L73 157H71V158H73V159H71L72 161H70L69 160V162H67L68 160H64V162H62L63 161V159H62V157H63V154H61L62 152H60V154H61V156L59 155V157H58V155H57V153H55V154H51V155H48V153L47 152H45V153H43L44 151L42 150V148L39 146V144L38 143H36V142H33V146L34 147H38L39 148V151L38 152H33V147H30V149H29V151L28 152H30V150H31V152L29 153V154H27L28 155V158H24V159H26V161L24 160V163L23 164H21V162H23V160L21 161V162H18V164L17 165H15V164H12L11 165V163H14V162H11V163H9V165L7 166V167H11L10 169L8 168V171H9V173H11L10 175H14V178H15V183H14V185H15V187H13V189L15 188V190H12L11 191V189H10V191H11V194H13L12 196H11V194L9 195V199H11V204H10V202L8 203V204H10L9 206H8V204H7V206L5 205V209H3L4 207H2L1 208V211H3V212H7V215L6 214H3V216H2V212L0 213L1 215H0V217H2V218H0L1 220H2V222H3V217H4V215H5V217L6 216H8L7 217V219H5V222L3 223L6 227V229L5 230H7V225H12L13 227L10 229V230H7V231H5V230H3V231H0V264H89V263H91V264H93V261L92 260H90L89 259V261L90 262H88V259H86V258H90V257H93V255L91 256V251H89L90 250V246H92V248L93 247H99L100 248V250H104V249H102V248H106L105 249V251L107 250V248H110V250H111V253L110 254H112V255H114V256H110V254H107L108 256H107V259H106V261L104 260V261H102V262H104V263H102V264H133V259H131V258H125V256L123 257V256H121V254H120V256H121V258L119 257V255H118V253H112L113 251H112V247L114 246V243L117 241V240H119L120 238L122 239L123 238V236H125V233H128V232H130V235H132V236H137V238H143L144 240H149V241H151L152 243H153V245H152V243H147V242H143V246L145 247V249L148 251V248H149V246H155L156 248V254H157V257H156V259H157V262H158V264H178V262H179V264H183L185 261V258L184 257H186L187 255H189L190 254V256H193V258H195L196 260H195V262H196V264H201L200 263V261H203V259L205 258L204 257V253H205V251H203L204 253H203V259H202V257H201V255H200V252H199V250L198 249H200L201 248V246H200V242H202V238H204L205 239V236H203V235H200V234H196V233H194V230L192 231L193 233H191V232H188V230H189V227H190V224H188V223H190V221H192V218H193V215L194 214H189V213H191L192 212V210L194 211L193 213H195V215H196V220L198 221H202V222H205L206 221V219H209V217H210V215H208V213H207V210L205 209V208H203L202 210H204V211H206V212H203L202 210H201V207H202V205L201 206H199V204L200 203H202V201H201V199L199 200V199H196V195L194 196L192 193H190V191L192 192V187H191V189L187 186V185H183V186H181L179 189L177 188V185H175L174 183H172V181L171 180H173V178L172 179H169L168 180V178L170 177V173H172L174 170H175V172L176 171H179L181 168H183L184 167V164H183V161H182V163H181V165H183V167L182 166H180L181 168H179V166H177L176 165V167H178L179 169H177L176 167H175V164H177V162L179 161V159H178V157H179V155H178V153H176V154H174L173 152V156H174V158L175 159H178V160H175L174 158H173V156L171 155V156H169V154H168V157H167V159H170L171 157V159H173V160H171V161H167L168 163L170 162V164H172L173 162H175V163H173L172 165L174 166H172V165H169V164H167L166 166H170V168H169V166L168 167H166L165 165L163 166L164 167V171L166 172V171H168V170H173L172 172L171 171H168L167 172V174L169 175V177L166 179V183L163 181V183H165V185H166V187H165V185H164V187L165 188H162L163 187V184H159V185H161V186H157L156 188H155V186L154 187H150V188H148V186H146L147 185V182H145V181H147V180H145V175L149 178L150 177V175L147 173V174H144L143 172H145L146 171V169H149V167H150V165L148 166V168H147V166H144L143 167V165H141L142 164V162H140L141 164H139V166H141V167H143V168H141V167H138V165H137V167H135V168H137V170H136V172H140V170H141V173H139V174H137L136 172H135V170L132 168V166L131 165H128L127 164V166L129 167H131V169L130 168H128V171H129V169L131 170V171H129V172H131V174L132 175H135V176H133L132 177V175L130 174V176H125V174H124V172H123V170L122 171H120L121 170V168H119L118 167V169H120L119 170V172L117 171L118 169L115 167V166H113L114 167V170H113V172L115 171L117 174H121L120 176H118V178H117V174H114V175H116V176H114V177H116L117 179H118V182H120V181H122L123 179V181L124 182H121V184H123L122 186H120V187H123V188H119V189H115V187L117 186H114L115 184H117V183H115V180H116V178L112 181V179H111V175L109 176V178L111 179V181H110V179H109V181H108V184L110 185V183L111 182H113V183H111L112 185L111 186H109L108 184H104V185H106V186H109L108 188H109V191H107L106 193H108V194H104L103 193V191H102V193L103 194H99V193H97L98 195H96V196H93V194H94V192H95V188L96 187H94L93 186V192L91 191V190H89L91 187H87V182H88V179H87V175H86V177H85V174H86V170H85V167L83 168V170H82V166L81 165H84L85 166V163L83 164V160L85 159H87V158H83V156L82 155H84L85 153H87L86 155H84V156H86V157H89L90 158V150H91V152L92 151H95L94 149H97L98 147H100V148H102V146L99 144V143H103L104 141H102L103 139L104 140H106L105 139V137L104 138H102V135H100V136H97V137H101V139L102 140H100L99 138H98V140H97V138L95 139V140H97L99 143H97V142H95L96 143V145L98 144V147H96V148H92V147H95V146H91L90 144L92 143V142H94V140H93V138H92V142L91 143H89L90 142V140H88L89 138H87V136H80ZM86 135H88V134H86ZM218 137H215L214 139L216 140V138H217V141L216 142H214V143H210V140H209V146H208V151H210L211 149V145H212V147H213V145L214 146H216V148H215V152H216V154H217V148H218V150L220 149L219 147L221 146V144H222V146L221 147H223V146H225L227 143L228 144H233V140H232V138H228V139H231L230 140V143L229 142H226V144H224L223 145V141H221L223 138H225V137H223L224 135H223V133H221V131L218 133ZM89 136V135H88ZM132 136V135H131ZM130 136V137H131ZM134 136V135H133ZM140 136V135H139ZM161 136V135H160ZM167 138L169 137V140H170V136H167V134L165 135ZM197 136H198V139H197ZM107 137V136H106ZM121 137H122V135H121ZM121 137H119V138H121ZM183 137V136H182ZM184 137V138H185ZM178 138V137H177ZM179 138H181V136L179 137ZM210 138V137H209ZM91 139V138H90ZM108 139V138H107ZM144 139V138H143ZM146 139H148L147 137H146ZM163 138H161V140H162ZM186 139V138H185ZM184 139V141H183V139L181 140V139H179V140H181V142L183 141V145H184V147H188V145H189V143H188V145L187 144H185L186 143V140ZM189 139V138H188ZM187 139V140H188ZM211 139V138H210ZM227 139V140H228ZM239 140L240 139H242V137L241 138H238ZM244 139V141L243 140H241V142H243V143H241V145H240V147H239V150L240 149H245V150H247L248 149V151L250 152L251 150H252V148L251 147H256L257 145L255 144V143H257L255 140H248L247 141V139L246 138H243ZM159 141H160V138L158 139ZM177 140V139H176ZM211 140H213V139H211ZM224 140V139H223ZM226 140V139H225ZM37 141V140H36ZM109 141V140H108ZM107 141V142H108ZM136 141V140H135ZM147 140H144V142H146ZM159 141H158V144H159ZM165 141L169 144L171 141H172V139L168 142V139H166L165 138V140H164V144L163 145H165V146H167L166 144L167 143H165ZM188 141V142H189ZM218 141H221V143L219 144V142ZM229 141V140H228ZM246 141V142H245ZM249 141H250V143H249ZM37 142H39V141H37ZM173 142V141H172ZM208 142V141H207ZM224 142V143H225ZM232 142V143H231ZM238 142H240V141H238ZM252 142V143H251ZM35 143V144H34ZM105 143H106V141H105ZM105 143H104V145H105ZM109 143V142H108ZM108 143H106V146H107V144ZM111 141H110V144H109V146H111ZM136 143H137V141H136ZM141 143V142H140ZM140 143H138V144H140ZM161 143H163V141H161ZM192 143V142H191ZM38 144V145H37ZM158 144H157V146H158ZM170 144H172V143H170ZM174 144V143H173ZM208 144V143H207ZM219 144L220 146H218L217 147V145ZM254 145L255 144V146H249V145ZM100 145V146H99ZM162 145V144H161ZM81 146H82V148H87L88 147V151H86V149H85V153H83V151H84V149H82L81 148ZM91 146V148L93 149H91V148H89ZM109 146H107V147H105V149L107 150H109L110 148H109ZM169 146V145H168ZM206 146V145H205ZM232 146V145H231ZM104 147V146H103ZM241 147H243V148H241ZM32 148V149H31ZM41 148V149H40ZM170 148V147H169ZM232 148V147H231ZM251 148V150H249ZM99 149V148H98ZM96 150V151H98V154H101V153H99V150ZM104 149V148H103ZM105 149L103 150L104 151V153H106V154H109V153H107L108 151H106L105 152ZM164 149V148H163ZM166 150L168 149V147H166L165 148ZM210 149V150H209ZM223 149H225V147H223ZM227 149H228V145H227V148L225 149L226 151H227ZM232 149H236L234 146H233V148ZM255 148H253V150H254ZM81 150V151H80ZM83 150V151H82ZM166 150H165V152H166ZM169 150V149H168ZM244 150V151H245ZM255 150H257V149H255ZM42 151V152H41ZM100 151H102L101 149H100ZM159 151V150H158ZM212 151V150H211ZM221 151V150H220ZM223 151V150H222ZM225 151V153H228V151L226 152ZM234 151V150H233ZM236 151V150H235ZM248 151H247V153H248ZM164 152V153H165ZM203 152V151H202ZM237 152V153H236ZM234 154H238L239 153V151H236ZM41 153H43L44 155L47 153V155L46 156H44L43 154H41ZM83 153V154H82ZM141 153H143V150H142V152ZM140 153V154H141ZM159 153V152H158ZM164 153L162 154V156L164 155ZM222 153V152H221ZM225 153L223 154V156L225 155ZM251 153V152H250ZM35 155V156H37V158L39 157V155H41L40 156V158H38V159H36L35 157H33V155ZM92 155H94L93 153H91ZM96 154V153H95ZM139 154V155H140ZM213 154V153H212ZM211 154V155H212ZM253 154V155H252ZM252 156H251V159H250V162H249V165H248V167H246V168H248V170L246 169V175H249L251 178H254V181H257V179H256V175H254V171L256 172V169H259L262 173H264V159H262L261 157L262 156H264V149H262V151H256V153H253V151H252ZM26 155V154H25ZM32 155V156H31ZM53 155H54V157H53ZM56 155H57V157H56ZM70 155H74V153L72 154V152H71V154ZM88 155V156H87ZM103 155V154H102ZM139 155H137V156H139ZM208 155H210V152H209V154ZM210 155V157H209V163H210V167L212 168V166L214 167V165H212L211 163V161H213L214 159H213V157ZM227 155V154H226ZM31 156V157H30ZM95 157H96V155H94ZM101 156V155H100ZM100 156H97V157H100ZM137 156L136 157H133L134 158V161L136 160V158H137ZM140 156H144V155H140ZM218 156H219V158L221 157L222 158V155H219V152H218V155L216 156V158H218ZM24 157V156H23ZM43 157H45V159H47V158H50L51 157V159H50V161L51 162H49V159H47L48 160V162H47V165H45L44 163H42L41 161H43L44 162V160L45 159H43ZM47 157V158H46ZM55 158V159H53V158ZM145 157V156H144ZM144 157L142 158L143 160H144ZM165 158H166V154H165V156H164ZM30 158H32V159H30ZM34 158V159H33ZM81 159V160H79V161H77V159ZM100 158H105L104 156H101ZM139 158V157H138ZM165 158H163L162 159V161L165 163ZM223 158H225V157H223ZM219 159L220 161V163L219 162H215V160H214V162L217 164V163H219V165L217 164V166L218 167H214V168H217L218 170L221 168V166L223 167L224 165L222 164L223 162V160L224 159ZM94 159V158H93ZM166 159V160H167ZM239 159L243 162V163H247V161H246V159H245V156L244 155H239ZM41 160V161H40ZM47 160H45V162L47 161ZM84 160V161H85ZM87 160H89V159H87ZM86 160V161H87ZM133 160V159H132ZM140 160V159H139ZM139 160H136V161H138L139 162ZM217 160V159H216ZM58 161V162H57ZM135 161V162H136ZM173 161V162H172ZM28 162V163H27ZM172 162V163H171ZM199 162V161H198ZM222 162V163H221ZM16 163V162H15ZM134 163V162H133ZM132 163V164H133ZM137 163V162H136ZM144 163V162H143ZM146 163V165H148L147 164V162H145ZM214 163V164H215ZM23 165V166H21V165ZM29 164H30V166H29ZM11 165V166H10ZM14 165V166H13ZM28 167H27V166ZM49 165L50 166H53V167H49ZM134 165H135V163H134ZM145 165V164H144ZM25 166H26V168H25ZM59 166V168H57ZM136 166V165H135ZM7 167H5V168H7ZM22 167V168H21ZM134 167V166H133ZM187 167V166H186ZM206 167V165L204 166V167H202V170H200L199 171V173L198 174H203L204 173V171L203 170H206V169H203V168H205ZM220 167V168H219ZM4 168V169H5ZM27 168H29L28 170H30V171H28L27 170ZM31 168V169H30ZM57 168V170L58 171H55V169ZM152 168V167H151ZM166 168V169H165ZM167 168H168V170H167ZM172 168H174V169H172ZM12 169V170H11ZM143 169V170H142ZM184 169V168H183ZM222 169V168H221ZM23 170H24V173H23ZM44 170V171H43ZM51 170H54V171H51ZM151 170V169H150ZM150 170H148V172H150ZM185 170H188L187 171V173L189 174L190 173V170L189 169H186L185 168ZM208 170H210V169H207V172H208ZM212 170V169H211ZM216 170V169H215ZM12 171V172H11ZM31 171H33V173L31 172ZM41 171V172H40ZM180 171H183L182 169L180 170ZM217 171V170H216ZM29 172H31V174L29 173ZM36 172H37V174L38 175H41V176H37V174H36ZM85 172V173H84ZM121 172H123V174L121 173ZM175 172L174 173H172L171 174V176H174V174H175ZM207 172H205V173H207ZM210 173H207V174H211L212 172L211 171H209ZM29 173V174H28ZM41 173V174H40ZM137 175H136V174ZM151 173V172H150ZM154 173H156V174H159V176H160V173L161 172H154ZM164 173V172H163ZM1 174V173H0ZM27 174H28V176L29 175H32V182H34V186H35V183L36 184H38V186L39 187H37V189L36 188H34V186H33V183L32 182H28V186H29V184H30V186H33V187H31L32 189H30L31 191H33L34 189H36V190H40L41 188L40 187H42V189L39 191L41 194L39 195L38 194V192L36 193V195H35V193H33L34 195H33V197H32V200H28V197H29V195L27 196L26 194H25V192L27 193V191H25L24 189H23V187H25L24 185H26V184H24V185H22L23 187H21V178L23 177H26V179L27 178H29L28 176H27ZM58 174H61V175H66L67 177L66 178H68L69 177V175H70V179L71 178H73V180L72 181H74L75 182V184L77 185V186H74L76 189V192H73V191H75V190H72V189H70L69 188V190H70V192L71 193H73V194H70V192H69V195H61V190H63L62 192H64V191H67V188L62 184L63 183V181L65 180H63V178L64 177H60V176H56V175H58ZM140 174L143 176V174H144V176L142 177V176H140ZM155 174V176H154V174H153V177H156L157 175ZM214 174V173H213ZM44 175V176H43ZM162 175V174H161ZM33 176H35V177H33ZM43 176V177H42ZM112 176V177H113ZM167 176V175H166ZM198 176V175H197ZM206 176V177H205ZM205 178L207 179V176L208 175H206L205 174ZM213 177H214V180H215V175H212ZM40 177V178H39ZM48 178V181L49 182H51L53 179H54V183L56 182V184H55V189L56 188H59V189H56V191H53V190H55L54 188H51V189H53V190H51L50 189V187H49V189H47L48 187H45V185L42 183V180H46L47 181V178ZM122 177V178H121ZM125 177V178H124ZM128 177L129 178H131V180L132 179H134V180H130L131 182H135V184L134 183H132V184H134V185H132L131 184V182L129 181H127L128 180ZM147 177H146V179H147ZM196 177V176H195ZM199 177H201V176H199ZM210 177V176H209ZM212 177V178H213ZM1 178H4L3 176L2 177H0V180H1ZM43 178V179H42ZM85 178L87 179V180H85ZM126 178H127V180H126ZM156 178H158V176L156 177ZM171 178V177H170ZM194 179V177H190V179ZM205 178H203L204 179V181H207V180H205ZM31 179V178H30ZM35 179V180H34ZM38 179V180H37ZM39 179H41V180H39ZM60 179V180H59ZM62 179V180H61ZM136 179V180H135ZM151 179V178H150ZM154 180H155V178H153ZM160 179V182H162V180H161V178H159ZM158 179V180H159ZM162 179H164L163 177H162ZM191 179V180H192ZM197 179H198V177H197ZM196 178L194 179V180H196L197 182L196 183H202L203 182V179H201V180H199L200 182H198V180H197ZM21 180V181H20ZM56 180V181H55ZM165 180V179H164ZM168 180V181H167ZM194 180H192V181H194ZM210 181H211V178L209 179ZM214 180H212L213 182H214ZM36 181V182H35ZM40 181V182H39ZM43 181V182H44ZM171 182V184L173 185L171 188H168L167 189V186H168V184ZM23 182H25V180L23 179ZM116 182H117V180H116ZM168 182V183H167ZM174 182V181H173ZM26 183V182H25ZM52 183V182H51ZM50 183V184H51ZM190 182H187L186 184H189ZM195 183V182H194ZM195 183V184H196ZM210 183H212V182H210ZM257 183H258V181H257ZM41 184H42V186H41ZM114 184V185H113ZM130 184V185H129ZM213 184H215V183H213ZM213 184H211L212 186H213ZM217 184V183H216ZM215 184V186H213V188H217V185ZM74 185V184H73ZM136 185V186H135ZM197 185H199V184H197ZM197 185H195V186H197ZM220 185V184H219ZM7 186V185H6ZM6 186H5V188H6ZM64 186V187H63ZM131 186V187H130ZM169 186H171V185H169ZM168 186V187H169ZM188 187L187 189L185 188V187ZM189 186H191V183H190V185ZM194 186V189L195 188H197V187H195ZM200 186V185H199ZM74 187L72 186L71 188H73L74 189ZM105 186H103L102 185V188H104ZM119 187V186H118ZM161 187V188H160ZM4 188V186H3V189L2 188H0L1 189V193H4L5 192V190H7V189H5ZM22 188V189H21ZM29 188V187H28ZM28 188H27V190H28ZM34 188V189H33ZM44 188V189H43ZM64 188H66V190L64 189ZM136 190V192L135 191H133L134 189ZM184 188L186 189V191H183L184 190ZM200 188V187H199ZM198 188V189H199ZM213 188H212V190H213ZM26 189V188H25ZM89 191H88V190ZM107 189V188H106ZM131 189V190H130ZM133 189V190H132ZM44 190V191H43ZM68 190V191H69ZM87 190V191H86ZM97 190V189H96ZM100 190H102V189H100ZM104 190H105V188H104ZM108 190V189H107ZM166 190V191H165ZM168 190V191H167ZM187 190H190V191H188V193H187ZM196 190V189H195ZM14 191V192H13ZM25 191V192H24ZM29 191V190H28ZM98 191V190H97ZM106 191V190H105ZM104 191V192H105ZM198 191V190H197ZM204 191V190H203ZM209 191H211V186H210V190L208 189L207 191H205V192H202V190H201V188L199 189V193L201 192V193H206L207 194V192H209ZM13 192V193H12ZM17 192V193H16ZM91 192H92V194H91ZM99 192H101V191H99ZM135 192V193H134ZM212 192H214V194L212 193V195L209 193V194H207V197H208V195L212 198L213 197V195H214V198L215 197H217V196H215V195H217V194H215L216 192L215 191H212ZM22 193V194H21ZM24 193V194H23ZM66 193V192H65ZM196 193H198V192H196ZM199 194L198 196H200V195H202V194ZM17 194V195H16ZM205 194V195H206ZM39 195V196H38ZM161 195V196H160ZM220 195V194H219ZM204 196V195H203ZM10 197H13V200H15V202L12 200V198H10ZM148 199H147V198ZM169 197V198H168ZM206 197V196H205ZM210 197H208V198H210ZM0 198H2V194L0 195ZM16 198V199H15ZM168 198V199H167ZM174 198V199H173ZM200 198V197H199ZM202 199L204 198V197H201ZM210 198V199H211ZM220 198V197H219ZM8 199V200H9ZM145 199H146V201L147 200H149V199H151V200H163L164 201V203L166 202V200H167V202H166V204H162V206H161V208L160 209H158V210H156L155 212H153V214L152 213H150V212H148V210H147V208H146V205L145 204H147L148 203V201L146 202L145 201ZM172 199H173V201H172ZM177 201H180L181 199H188V201L189 202H191L193 205H192V208H194V209H192L190 212L188 211V209H187V207L186 206H184L183 208H182V210H180V211H176L175 210V207H174V203H175V201L176 200ZM213 199V198H212ZM211 199V200H212ZM143 200V201H142ZM171 200V201H170ZM175 200V201H174ZM235 200H236V202L238 203L239 201H238V199H237V197H235ZM0 201H1V199H0ZM145 201V202H144ZM150 201V200H149ZM197 201H199V202H197ZM13 202V203H12ZM190 203V204H191ZM236 203V205H238V204H240V202L237 204ZM2 204H3V202H2ZM2 204L0 203V205L2 206ZM4 204H6V202H4ZM145 207H144V206ZM194 206V207H193ZM13 208H14V210H13ZM200 209V210H199ZM228 209V208H227ZM226 208H222V212L223 213H221L220 215H221V217L223 216V222L225 221L226 222V215H224L225 213L226 214H229V212H231L232 213V216L234 217L235 215H233L235 212H233L231 209H230V211H228ZM146 210H147V212H146ZM196 210V211H195ZM14 212V213H13ZM189 212V213H188ZM205 216H204V215ZM192 217H190V216ZM206 215H208V218H207V216ZM188 216H189V218H188ZM10 217V218H9ZM182 217H186L187 219H189L184 225H181L180 223V225L179 226H177V224H178V222H175V223H177L176 224V226L173 224V220L172 219H174V221H175V219H178V218H182ZM9 219V221H11L12 223H9V222H7V220ZM11 219V220H10ZM193 219H195V218H193ZM2 222H0V223H2ZM7 223H9V224H7ZM205 223H207V222H205ZM2 224V225H3ZM183 224V223H182ZM189 225L188 227H186L185 225ZM2 225H0L1 227L0 228H2ZM103 225V226H102ZM100 227V228H99ZM160 228H162V229H160ZM187 228H188V230H187ZM2 229H4V228H2ZM2 229H0V230H2ZM138 229V230H137ZM141 229H142V231H141ZM128 230V232H126ZM161 230H163V231H161ZM5 231V232H4ZM145 231V232H144ZM4 232V233H3ZM196 232V231H195ZM144 233V234H143ZM198 233V232H197ZM151 234V235H150ZM120 239V240H121ZM203 239V240H204ZM208 239V237H206V240ZM209 239H210V237H209ZM214 239V238H213ZM213 239H211V242L213 243ZM213 240V241H212ZM215 241H216V239H215ZM117 243V242H116ZM115 243V244H116ZM200 243V244H199ZM205 243H206V241H205ZM209 243V242H208ZM216 245H217V243L218 242H214ZM215 244H213V245H215ZM213 245H210L211 247L213 246ZM219 245V244H218ZM221 245V244H220ZM209 246V245H208ZM85 247H88V252L90 253V257H87L88 256V252L86 251L87 250V248H85ZM200 247V248H199ZM204 248L203 249H208V248H206L205 246H203ZM220 248H221V246H220ZM95 249V248H94ZM210 249V248H209ZM208 249V250H209ZM216 249V248H215ZM219 249V248H218ZM109 250V249H108ZM110 250H109V252H110ZM214 250V249H213ZM212 250V251H213ZM96 251H98V249H96ZM109 252H107V253H109ZM182 252H184L183 253V255L181 254ZM95 253V252H94ZM209 253H211V252H209ZM118 255V256H117ZM147 255L149 256L150 255V252L148 251V253H147ZM179 255H182V256H179ZM123 257V258H122ZM214 256L212 255V257L211 258H213ZM92 259V258H91ZM148 260H150V257H148ZM198 260H200V261H198ZM205 260L206 259H204V262H205ZM88 263H87V262ZM187 261V260H186ZM213 264H218L217 262H216V259H214L213 258Z\"/></svg>",
	"mask_w": 264,
	"mask_h": 264
},
{
	"label": "snow or ice",
	"instance_id": "6c2138e0",
	"mask_svg": "<svg viewBox=\"0 0 264 264\" xmlns=\"http://www.w3.org/2000/svg\"><path fill=\"white\" fill-rule=\"evenodd\" d=\"M240 7L248 10L255 6L241 5ZM260 7L262 13H264V0H262ZM239 51L240 48L238 47L237 52ZM209 67L217 69V74L220 77V87L224 89L225 97H228L231 93L232 108L235 111L243 115L245 107L251 110L253 105H258L264 111V52H261L255 60L251 57L241 61L233 58L231 70L228 72L220 70L216 65H209ZM77 119L83 123L88 121V117L84 113H79ZM38 151V147H33V152ZM261 158L264 159V156ZM261 189H264V173H261ZM241 195H243V192H241ZM231 220L232 213L229 212V221ZM232 240H235L234 244ZM227 250L233 257L242 256L246 259H229L222 262V264H264V213L261 214L257 222L248 213L244 201H241L240 205L236 207V222ZM203 251L204 249L201 248V252ZM137 264H145V262L138 261ZM184 264H189V262H184ZM201 264H205V262L201 261Z\"/></svg>",
	"mask_w": 264,
	"mask_h": 264
}]
</instances>
